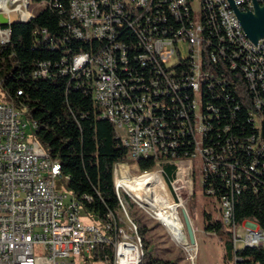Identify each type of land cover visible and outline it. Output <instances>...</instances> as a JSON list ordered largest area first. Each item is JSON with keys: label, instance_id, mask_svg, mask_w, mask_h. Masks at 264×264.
Returning a JSON list of instances; mask_svg holds the SVG:
<instances>
[{"label": "built area", "instance_id": "2783aa9c", "mask_svg": "<svg viewBox=\"0 0 264 264\" xmlns=\"http://www.w3.org/2000/svg\"><path fill=\"white\" fill-rule=\"evenodd\" d=\"M51 1L59 6V0ZM232 1L242 12L252 8L251 0ZM31 4L40 10L45 6L33 1ZM194 4H198L197 12ZM69 13L71 19L81 18L85 26V34L70 28L75 38L99 41L103 46L96 53L82 52L69 63L63 61L61 73L76 77L91 88L100 113L113 125L127 152L166 155V162L175 165L169 182L164 178L163 164L155 163L153 169L166 185L184 181L187 174H193L191 163L199 160L203 193L207 176L218 173L221 160L212 149L203 146L210 114L203 113L200 90L213 78L208 64L216 63L214 51L208 50L211 43L205 26L218 38L215 52L226 55L225 42L230 49L228 55L232 56V69H239L246 78L253 94L255 111L249 112L253 125L264 121L258 116L264 112L258 111V104H264V42L254 46L243 32L235 31L234 12L227 0H69ZM0 15L7 23L17 16L16 0H0ZM42 34L45 35L44 30ZM9 42L6 26L0 23V44ZM131 61L141 68L140 74L132 73L137 69L132 70ZM184 63L189 64L188 74H178L177 69L182 70ZM48 68L47 63L39 64L33 71L35 78L50 77ZM181 76L186 78L187 86L195 87L187 109L178 112L192 136L193 151L177 158L176 141L168 139L166 121L160 115L166 106L159 99L169 98L173 108L183 106L184 101L177 97ZM23 114L9 102L0 101V264H76L72 257L81 254L86 262L91 258V264H140L131 227L123 219L107 218L103 229L86 225L79 216L80 203L69 193L56 190L59 179L54 171L55 161L45 158L39 144L27 134ZM257 133L255 147L262 153L264 141L261 132ZM228 148L229 144L222 148L223 152ZM119 167L116 181L123 183L124 166ZM153 170L141 174L147 176ZM235 172L229 164L228 172L223 173L231 191L237 188L236 179L240 177ZM209 194L206 190L205 195ZM218 205L234 248L233 264H243L242 258L236 256L242 247L264 252V231L255 222L234 223L232 198L222 197ZM239 228L242 233L237 232ZM103 245L111 248L110 258L107 253L93 255L95 248ZM36 246L42 254L35 253Z\"/></svg>", "mask_w": 264, "mask_h": 264}, {"label": "trees", "instance_id": "16d2710c", "mask_svg": "<svg viewBox=\"0 0 264 264\" xmlns=\"http://www.w3.org/2000/svg\"><path fill=\"white\" fill-rule=\"evenodd\" d=\"M32 1L45 3V6L31 21L14 22L6 26L10 42L7 45L0 44V87L7 95L5 102L23 110L25 120L33 125L31 137L42 148L43 154L60 166L69 194L80 203L83 215L88 218L98 217V227L103 229L110 214L119 210L115 191V167L129 152L117 139L113 125L102 118L93 100L91 88L78 78L61 73L63 61L69 63L82 52L96 53L103 44L99 41L86 42L72 35L70 28L73 29L77 23L70 18L69 0H59L60 7H56L51 0H25V9H28ZM171 24L177 28L174 21ZM205 27V35L211 43L208 50L214 51L212 53L216 56V63L208 64L207 68L213 78H209L207 82L210 83L200 90V100L204 101L203 113L210 114L206 119L209 128L204 136L203 146L212 149L221 160L218 173L207 176L202 186L203 193L205 195L206 190L210 191L209 196H205L212 199L218 208L222 197H231L234 223L251 220L264 231V152L259 153L255 147L258 143V131L252 123V116H249L250 111H255L252 105L253 94L240 70L232 69L228 45L223 43L226 55L215 52L218 38L207 25ZM43 30L45 35L42 34ZM41 63L49 65L50 77L40 75L35 78L33 71ZM130 67L132 70L137 69V72L132 73L141 71L132 61ZM188 72V63L183 64L182 70L177 69L178 74L185 75ZM181 79L177 97L184 101L182 107L176 105L173 108L167 97L159 99L166 106L160 115L166 121L168 130L165 133L168 139L176 141L174 152L177 158L188 156L193 151L192 136L178 112L182 108L187 109L194 94L185 84L186 78L181 76ZM258 116L264 117V112ZM227 144L229 148L223 152L222 148ZM155 160L149 157L137 161L139 171L143 173L153 170ZM254 163L256 167L250 170ZM229 164L233 165L235 176L240 175L236 179L237 188L232 191L226 186L223 175L228 172ZM162 171L165 180L169 182L175 165L166 162L162 165ZM122 196L125 201L126 197L132 199L126 190L122 191ZM131 219L135 222L134 218ZM203 223L206 232L225 236L226 256L231 257L233 264L234 248L230 234L222 222L220 210L218 218L205 212ZM137 231L139 235L138 226ZM145 231L144 227L140 228L141 233ZM140 240V264H175L157 257H149L145 263L144 241ZM236 252L243 264H264L262 250L242 247ZM97 253H107L110 258L111 248L98 246L93 255Z\"/></svg>", "mask_w": 264, "mask_h": 264}, {"label": "rangeland", "instance_id": "374dc122", "mask_svg": "<svg viewBox=\"0 0 264 264\" xmlns=\"http://www.w3.org/2000/svg\"><path fill=\"white\" fill-rule=\"evenodd\" d=\"M194 9L196 12L198 11V4H194ZM17 10L18 23H27L31 17L38 14L40 8H33L32 4H30L28 9L22 10L21 7L17 6ZM6 99L7 95L0 87V101L5 102ZM26 123L28 126L26 132L31 135V129H33V127L29 124V121H26ZM40 149L42 148L40 147ZM43 153L44 151L42 150V154ZM164 160L165 159H156L154 162L166 163ZM137 163L138 162L133 160L132 156L129 154L119 164L124 166L123 177L129 179L140 191H143L145 187L149 186L146 183H150L152 177L145 178L142 176ZM119 164L115 167L117 176L120 175ZM191 164L194 167L193 174H187V178L184 179V181L174 182L172 186L166 185L159 174L155 175L153 181L156 187L155 194L158 197H156V201L151 187L149 192L153 197V203L156 208L159 207L160 209L161 205L159 203L165 204L167 199V209H170V216L173 222L179 226L183 223L182 231L186 241L190 244L183 219V212L187 214L194 235L193 247L195 251L192 253H189L185 246L177 243L172 238L166 227L157 219L156 213H154L155 215L152 214L153 209L139 204L137 200L134 199L133 194L129 191L126 184H121V192L126 190L132 198L126 197L125 199L130 208L131 217L134 218L139 228V236L144 241L143 252L145 254V263L148 261L149 257H157L163 261H173L175 264H232L231 257L226 256L225 236L222 234L208 233L204 230V213H209L212 217L218 218L219 208L212 199L207 198L202 193L201 185L199 184V160H195ZM153 173H157V171L153 170ZM56 190L62 193H69L65 179L57 181ZM175 204L179 205V207H176L173 212ZM79 216L81 217L82 223L86 225L98 226L100 224L98 217L93 216L88 218L83 215L81 209L79 210ZM142 227L146 229L144 233L140 232V228L142 229ZM237 232L242 233V230L239 228ZM35 253L40 255L42 251L36 246ZM72 259L76 264H91V258L89 262H86L84 261L83 254L76 257L74 256Z\"/></svg>", "mask_w": 264, "mask_h": 264}, {"label": "bare ground", "instance_id": "6f19581e", "mask_svg": "<svg viewBox=\"0 0 264 264\" xmlns=\"http://www.w3.org/2000/svg\"><path fill=\"white\" fill-rule=\"evenodd\" d=\"M16 5L18 7H21L22 10H24L26 8L25 0H16ZM250 10H252V8H249V11ZM73 20L77 23V26H75L73 28V30L76 31L77 34H85V26H84V24L82 22V19L81 18H73ZM30 21H31V18H30ZM14 22L18 23L17 16L13 17L7 23V25L8 24L11 25ZM232 26L235 29V31L242 32L240 24H239V22H238V20H237V18L235 16V14H233V16H232ZM6 33H7V41H9V37H10L9 30H6ZM260 42H264V39L261 40ZM38 76H40V75H38ZM43 76H45V75H43ZM189 87H190L191 91L193 92V94L195 95V87L194 86H189ZM263 107H264V104H258V111H263ZM23 113H24V111H23ZM102 118H105V117L102 115ZM30 125L33 127L32 124H30ZM255 128L257 129L258 132H260L261 125H259V126L255 125ZM129 154L132 156L133 160H135V161L148 159L149 157H153L154 159L162 157L163 159H166V155H157V156L156 155H143V156H140V155H134L133 152H129ZM43 156L45 158H49V157H47L44 154H43ZM157 164H165V163H157ZM54 171H55V175L57 176V178L59 180H62V179L66 180V178H63L61 176L60 166L57 164V162H54ZM157 174L158 173H152L150 175L144 176L145 178L152 177V180L150 181V183H146L149 186L145 187L143 189V191H140L134 185V183L131 182L127 178L123 177V183L126 184V186L128 187L129 191L133 194L134 198L137 200V202L139 204L145 205V206L149 207L150 209H153V213H156L157 219L160 220V222L164 224V226L166 227L168 232L171 234L172 238L177 243L182 244L183 246H185L189 253H192L193 251H195V248L193 247V245L188 244V242L186 241L185 235H184V233L182 231L183 230V223H181V225L179 226V225H177L176 223L173 222V219L170 216V209H167L168 208L167 207V199H166V203L165 204L158 202L161 205L160 209H159V207L156 208L154 203H153V197L151 196L149 190H150V187H151L152 188V193H154L155 201H156V197H157V195L155 194L156 187H155L153 179H154L155 175H157ZM123 183H117V181H116L115 191H116L117 199L119 200L118 201L119 202V210L115 214L114 213L110 214V218L123 219V223L126 224L127 227H131L133 244H134L135 249H136V256L139 259V261H141V258H142L141 240H140V237L138 235L137 226H136L135 222L130 217L128 204L123 199V196H122L121 184H123ZM75 201L77 203H79L76 199H75ZM176 207L177 206L175 205V207L173 209V212H174ZM243 248H249V247H243Z\"/></svg>", "mask_w": 264, "mask_h": 264}, {"label": "water", "instance_id": "95a60500", "mask_svg": "<svg viewBox=\"0 0 264 264\" xmlns=\"http://www.w3.org/2000/svg\"><path fill=\"white\" fill-rule=\"evenodd\" d=\"M231 10L234 12L241 30L248 41L257 46L261 40L264 39V0H251L252 10L242 12L233 3L232 0H227ZM0 23L2 26H7V22L0 15ZM261 139L264 141V121L261 124L260 129ZM183 219L189 238V243L194 244L193 230L189 221V218L185 212H183Z\"/></svg>", "mask_w": 264, "mask_h": 264}]
</instances>
